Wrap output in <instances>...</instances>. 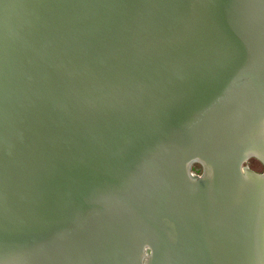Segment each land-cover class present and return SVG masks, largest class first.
Here are the masks:
<instances>
[{
	"label": "water",
	"instance_id": "water-1",
	"mask_svg": "<svg viewBox=\"0 0 264 264\" xmlns=\"http://www.w3.org/2000/svg\"><path fill=\"white\" fill-rule=\"evenodd\" d=\"M0 264H264V0H0Z\"/></svg>",
	"mask_w": 264,
	"mask_h": 264
},
{
	"label": "rangeland",
	"instance_id": "rangeland-1",
	"mask_svg": "<svg viewBox=\"0 0 264 264\" xmlns=\"http://www.w3.org/2000/svg\"><path fill=\"white\" fill-rule=\"evenodd\" d=\"M244 164L248 165L250 168H252L255 171L260 172L262 170V165L260 161L255 157L248 158ZM193 167L194 169H197L199 171L201 170V166L199 163H193Z\"/></svg>",
	"mask_w": 264,
	"mask_h": 264
}]
</instances>
